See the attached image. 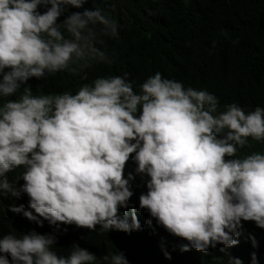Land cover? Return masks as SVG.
<instances>
[{
  "label": "clouds",
  "instance_id": "obj_1",
  "mask_svg": "<svg viewBox=\"0 0 264 264\" xmlns=\"http://www.w3.org/2000/svg\"><path fill=\"white\" fill-rule=\"evenodd\" d=\"M86 3L0 0V264H129L75 243L59 254L55 233L152 222L184 242L181 253L252 248L258 264L244 222L264 230V153L238 150L264 142V108L221 109L215 94L160 73L138 86L127 73L97 76L72 93L27 83L87 80L84 70L114 62L101 46L119 25L99 7L68 12ZM45 222L53 234H41Z\"/></svg>",
  "mask_w": 264,
  "mask_h": 264
},
{
  "label": "trees",
  "instance_id": "obj_2",
  "mask_svg": "<svg viewBox=\"0 0 264 264\" xmlns=\"http://www.w3.org/2000/svg\"><path fill=\"white\" fill-rule=\"evenodd\" d=\"M96 7L119 25V38H106L101 46L114 62L94 64L84 70L87 80L66 72L48 77L45 84L42 80H29L33 91L53 89L72 93L97 76L124 73L138 86L149 76L160 73L185 87L203 88L215 94L221 109L233 102L246 112L264 108V0H87L82 9L69 8L68 12ZM253 152L264 153V142L249 139L248 145L238 150V156ZM244 225L249 235L253 230L258 236L257 261L264 264V230L250 221ZM140 226L141 230L128 234L116 231L106 234L61 225L67 231L55 233L54 250L66 255L68 247L75 243L97 259L123 252L129 264H226L228 257L251 264L250 253L254 249L250 247L244 252L234 246L225 255L203 258L193 250L181 253L178 245L184 242L155 222ZM42 227L41 234H53L46 222ZM162 248L170 259L164 258Z\"/></svg>",
  "mask_w": 264,
  "mask_h": 264
},
{
  "label": "bare ground",
  "instance_id": "obj_3",
  "mask_svg": "<svg viewBox=\"0 0 264 264\" xmlns=\"http://www.w3.org/2000/svg\"><path fill=\"white\" fill-rule=\"evenodd\" d=\"M208 261V260H207Z\"/></svg>",
  "mask_w": 264,
  "mask_h": 264
}]
</instances>
